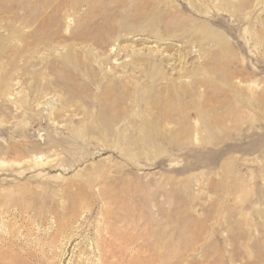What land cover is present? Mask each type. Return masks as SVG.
<instances>
[{
    "label": "rangeland",
    "instance_id": "rangeland-1",
    "mask_svg": "<svg viewBox=\"0 0 264 264\" xmlns=\"http://www.w3.org/2000/svg\"><path fill=\"white\" fill-rule=\"evenodd\" d=\"M0 264H264V0H0Z\"/></svg>",
    "mask_w": 264,
    "mask_h": 264
},
{
    "label": "bare ground",
    "instance_id": "bare-ground-1",
    "mask_svg": "<svg viewBox=\"0 0 264 264\" xmlns=\"http://www.w3.org/2000/svg\"><path fill=\"white\" fill-rule=\"evenodd\" d=\"M11 239V238H10ZM10 239H8V238H6V237H2L1 238V241L5 244V245H8L10 248H14L15 246H17V244L15 243V242H13V241H11ZM106 241V240H105ZM105 241H103L102 239L101 240H99V242H98V244H99V246L101 247V248H105V246H106V242ZM31 244V242H29L28 240H26V245H30ZM6 256V255H8V252H4V253H2V255L1 256ZM22 255L25 257V258H28V256H27V254H23V252H22ZM29 255V254H28ZM12 257V256H11ZM3 261V260H2ZM1 261V262H2Z\"/></svg>",
    "mask_w": 264,
    "mask_h": 264
}]
</instances>
